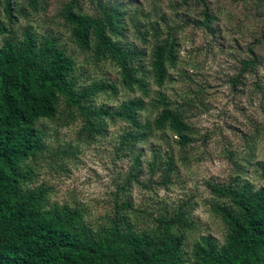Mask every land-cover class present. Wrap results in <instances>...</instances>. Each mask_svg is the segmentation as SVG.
I'll list each match as a JSON object with an SVG mask.
<instances>
[{
	"label": "rangeland",
	"instance_id": "obj_1",
	"mask_svg": "<svg viewBox=\"0 0 264 264\" xmlns=\"http://www.w3.org/2000/svg\"><path fill=\"white\" fill-rule=\"evenodd\" d=\"M30 1L13 0L18 19L14 36L22 38L27 28L39 37L57 36L75 60L79 85L95 80L117 84L118 94H99L97 106L114 108L142 97L145 109L140 119L153 124L162 109L159 96L164 95L193 128L191 143L184 148L169 129L154 127L133 150L123 147L121 137L129 127L122 121L108 123L102 136L86 142L81 118L75 112L66 115L61 103L55 119L38 122L49 148L30 162L36 171L33 186H49L51 203L81 208L96 231L109 225L118 205L130 202L131 222L137 229L155 226L154 218L161 213L185 210L195 223L187 231L188 257L204 236L223 244L227 229L214 209L222 200L211 187L237 178L264 187V94L259 89L264 86V2L111 0L126 11L122 40L146 52L149 94L144 97L121 86L115 62L97 61L92 51L78 47L62 17L69 0H40L38 9ZM83 11L98 15L89 0L83 1ZM206 12L212 16L209 27L203 25ZM0 14L6 24L3 5ZM7 36H0V46ZM166 40H175L178 60L159 87L150 73L151 55ZM245 60L257 61L252 71H242ZM155 153L162 162L174 157L175 170L166 186L161 185L162 171L150 170Z\"/></svg>",
	"mask_w": 264,
	"mask_h": 264
},
{
	"label": "trees",
	"instance_id": "obj_2",
	"mask_svg": "<svg viewBox=\"0 0 264 264\" xmlns=\"http://www.w3.org/2000/svg\"><path fill=\"white\" fill-rule=\"evenodd\" d=\"M39 1L30 2L38 9ZM83 1L69 0L62 11L75 43L83 51H92L97 61L115 62L124 89L148 96L146 52L122 40L123 5L89 0L98 12L90 15L83 11ZM0 5L8 21L0 20V36L9 34L0 46V264H264V187L250 182L237 178L211 187L222 200L214 209L226 226V239L220 244L204 236L193 245L190 257L185 243L195 223L182 208L172 215L159 214L153 227L137 229L131 222L130 202H123L109 225L96 231L81 208L51 203L49 186H33L36 171L30 162L49 148L38 122L55 119L61 103L66 115L75 112L81 118L86 142L102 136L108 123L122 121L129 127L121 137L123 147L133 150L154 127L169 129L184 148L191 143L193 128L164 95L159 96L162 109L153 124L140 119L145 109L142 97L114 108L97 106L95 98L102 93L117 95L118 85L103 80L79 85L75 60L58 37H39L27 28L17 39L12 31L18 21L13 0H0ZM205 15L203 25L209 27L212 16ZM177 60L175 40L155 46L150 73L157 86L164 85L169 67ZM256 64L245 60L242 71H252ZM259 89L264 94V86ZM150 165L151 171H162L161 185L171 183L173 156L162 162L155 153Z\"/></svg>",
	"mask_w": 264,
	"mask_h": 264
}]
</instances>
